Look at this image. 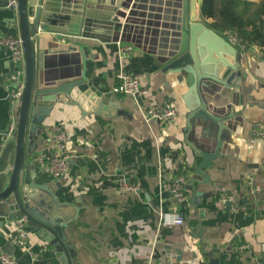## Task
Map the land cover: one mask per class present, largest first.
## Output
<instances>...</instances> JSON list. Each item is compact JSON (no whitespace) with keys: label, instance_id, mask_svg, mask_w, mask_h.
Wrapping results in <instances>:
<instances>
[{"label":"crops","instance_id":"crops-1","mask_svg":"<svg viewBox=\"0 0 264 264\" xmlns=\"http://www.w3.org/2000/svg\"><path fill=\"white\" fill-rule=\"evenodd\" d=\"M245 1L252 12L260 0ZM197 2L200 9L201 0ZM180 4L181 0H126L130 9L120 10L126 14L130 10V22L118 41L131 44L133 51L125 60L117 57L112 39L59 40L55 33L66 30L57 27L39 32L37 75L44 85L85 74L113 95L122 110L104 115L82 113L75 105L55 103L38 140L36 156L49 154L57 133L69 137L65 175L52 178L46 164L38 163L35 173L36 182L54 185L57 201L67 204V214L78 208V217L65 229L78 264L149 260L159 264H264V137L256 134L264 131V49L255 44L234 46L240 53L241 80L232 109L242 115L220 129L210 121L196 120L194 125L192 140L203 149L212 151L222 141L221 157L205 171L210 183L197 187L212 195L192 197L186 189V201L178 205L165 188L176 156L182 157L186 182L198 162L184 142L187 109L182 95L187 85L175 74L161 73L157 65L177 44ZM17 35L13 8L0 5V39ZM9 62L10 52L0 44V146L12 134L16 121L11 94L17 80L8 77ZM121 68L138 77L146 90L137 102L112 92ZM212 92L207 100L214 107L230 102L229 89L214 86ZM168 99L178 112L172 126L144 121L139 105ZM121 180L137 184L138 191H118ZM223 193L233 196L232 204L219 201ZM159 211L180 214L183 225L160 226ZM28 229L27 244L13 245V228L0 217V251L12 254L18 264H61L51 246Z\"/></svg>","mask_w":264,"mask_h":264},{"label":"water","instance_id":"water-1","mask_svg":"<svg viewBox=\"0 0 264 264\" xmlns=\"http://www.w3.org/2000/svg\"><path fill=\"white\" fill-rule=\"evenodd\" d=\"M125 2L16 0V8H13L23 47L24 70L15 127L0 146V217L10 222L24 216L30 229L51 246L61 264H78L76 251L65 232L68 223L78 217V208H74L73 214H67V204L57 201L54 185L36 182L35 151L38 140L43 137L44 121L55 103L75 105L82 113L91 111L104 115L122 113V110L113 95L99 88L98 82L89 80L85 74L44 85V80L37 75L38 36L39 32L47 31L45 27H57L66 30L55 33L59 40L84 37L117 42L130 22V10L128 14L122 11L130 9ZM0 5L9 7L7 0H2ZM179 12L177 44L157 65L161 73L175 74L177 80H184L187 85L182 95L187 109L184 142L198 162L186 182V189L191 191L192 197L206 198L211 192L202 193L197 187L210 183L205 171L221 157L222 141L216 142L212 151L203 149L192 140L194 125L196 120L210 121L220 129L225 127V122L242 115L240 110L232 109L241 80V59L236 47L204 23L197 0H181ZM8 66L11 69L8 77L18 80L15 64L11 61ZM214 86L231 91L230 102L225 107L216 108L208 102ZM195 227L200 230L201 224Z\"/></svg>","mask_w":264,"mask_h":264},{"label":"built area","instance_id":"built-area-1","mask_svg":"<svg viewBox=\"0 0 264 264\" xmlns=\"http://www.w3.org/2000/svg\"><path fill=\"white\" fill-rule=\"evenodd\" d=\"M8 6L16 8V0H7ZM230 44L233 46L241 45L244 43L241 39L232 32L225 31L221 34ZM0 44L7 47L10 52V59L15 64V68L18 72L19 79L16 82L15 88L11 94V102L17 103L19 94L22 88V75L24 70V57L23 47L20 37L7 36L0 39ZM116 55L120 60L127 59L133 51L131 44H122L119 41L116 42ZM117 82L112 88V92L123 96H128L134 99L136 102L142 97L146 90L141 86L138 77L128 72L124 68H121L116 73ZM142 117L145 122L152 120L158 121L164 126H172L178 117V112L175 103L172 100H165L158 104L139 105ZM13 130V125L10 126L9 133ZM256 134L264 137V131L257 130ZM69 137L64 132L57 133L53 142L49 148V154H40L36 156L35 160L38 164H46L48 174L52 178H61L67 171V163L69 160L68 151ZM182 157L176 156L170 165V171L172 173L171 180L165 185L166 190L171 194L176 204L181 205L186 201V178L181 173ZM139 187L137 184L129 183L125 180H121L118 184V191L125 194H135ZM219 201L222 203L232 204L234 198L230 194H220ZM158 223L160 226L177 225L181 226L184 223V219L180 214L173 213L168 215L159 211L157 213ZM13 228V235L10 242L13 245L24 247L28 240V224L24 216L16 217L13 221H10ZM0 264H18L16 259L6 251H0ZM136 264H159L152 262L151 260L146 262H140Z\"/></svg>","mask_w":264,"mask_h":264},{"label":"trees","instance_id":"trees-1","mask_svg":"<svg viewBox=\"0 0 264 264\" xmlns=\"http://www.w3.org/2000/svg\"><path fill=\"white\" fill-rule=\"evenodd\" d=\"M245 0H201L204 23L218 33H235L244 44L264 49V0L252 12Z\"/></svg>","mask_w":264,"mask_h":264}]
</instances>
